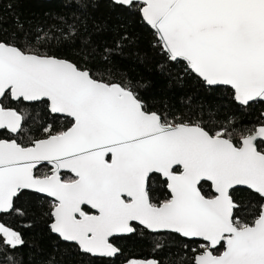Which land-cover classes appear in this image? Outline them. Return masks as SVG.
<instances>
[{"label":"snow or ice","instance_id":"snow-or-ice-1","mask_svg":"<svg viewBox=\"0 0 264 264\" xmlns=\"http://www.w3.org/2000/svg\"><path fill=\"white\" fill-rule=\"evenodd\" d=\"M112 3L137 9L166 59L184 62L202 86L231 89L241 106L264 101V0ZM60 22L29 32L17 18L22 34L0 38V129L24 131L28 114L10 102L71 120L62 131L44 125L45 137L28 144L0 139V213L23 215L16 201L31 191L52 198L50 211L41 206L51 232L92 256L115 258L122 252L116 240L148 230L183 238L188 264H264V121L244 128L169 121L111 67L91 69L45 51L77 33L76 23ZM131 42L119 32L105 62ZM45 162L51 171L41 174ZM64 170L74 176L64 179ZM160 179L170 198L157 202L152 182ZM241 189L255 203L239 201ZM0 241V264H15L7 250L23 246V237L0 222ZM198 241L199 249L188 248Z\"/></svg>","mask_w":264,"mask_h":264},{"label":"trees","instance_id":"trees-1","mask_svg":"<svg viewBox=\"0 0 264 264\" xmlns=\"http://www.w3.org/2000/svg\"><path fill=\"white\" fill-rule=\"evenodd\" d=\"M84 5L85 0H0V38L8 40L13 33L22 34L17 27V18L24 25V31L30 32L38 28H54L61 24L60 18L63 17L69 23L77 24V33L54 43L45 51L91 69L111 67L119 74V80L137 86L136 91L151 110L163 114L169 121L199 122L209 127L232 121L238 128L258 126L260 121H264V103L240 106L232 99L231 89L210 90L202 86L197 76L186 73L184 62L168 61L155 32L142 21L137 9H122L109 0H87V6ZM124 31L132 42L110 55L106 63L104 49L114 48L119 32ZM7 106L17 107L28 114L24 131L15 138L20 143L28 144L31 139L44 138V125L54 131L71 126L69 118L51 113L43 115V108L39 105L33 108L10 102ZM36 113H41L39 119ZM11 138L6 131L0 132V139ZM39 172L43 174V169L40 168ZM152 189L157 202L170 198L161 179L153 180ZM203 190L207 193L212 191L208 183L204 184ZM254 197L255 194L246 189L237 193L239 201L255 203ZM51 202L40 195L24 192L16 201L23 215L9 213L0 216V222L19 232L25 241L14 252L7 250L15 257V264H49V261L53 264H128L133 259L150 258L160 261V264H188L192 255L182 246L181 237L155 235L142 230L116 240L122 252L114 260L92 258L52 234L51 218L41 214V206L47 213ZM157 244L161 246L157 247ZM201 244L190 242L188 248L199 249ZM222 251L223 247L216 250V254Z\"/></svg>","mask_w":264,"mask_h":264},{"label":"water","instance_id":"water-1","mask_svg":"<svg viewBox=\"0 0 264 264\" xmlns=\"http://www.w3.org/2000/svg\"><path fill=\"white\" fill-rule=\"evenodd\" d=\"M42 1H52V0H42ZM109 1H111L112 2V0H109ZM150 27V26H149ZM151 28V27H150ZM153 30V29H152ZM154 31V30H153ZM195 75V74H194ZM196 76V75H195ZM222 88H224V87H222ZM257 102H262V103H264V101H257ZM26 104H28V102H25ZM255 103V102H254ZM237 104L239 105V103L237 102ZM252 104V103H251ZM241 106V105H240ZM243 107H247V106H243ZM52 115H54V116H59V117H64V118H66L65 117V115L64 114H52ZM70 119V118H69ZM0 131H4L3 129H0ZM7 131V130H6ZM9 133H11L10 131H8ZM11 134H13V135H17V133H11ZM42 166H49L50 168H51V166L50 165H48L46 162H45V164L44 165H42ZM42 166H39V168L40 167H42ZM63 173H67V174H71L72 176H74V174H72V173H70V172H67L66 170H64V171H62V174ZM163 180V179H162ZM209 184V183H208ZM168 190V189H167ZM25 192H29V193H34V192H31V191H25ZM169 192V191H168ZM170 193V192H169ZM34 194H37V195H40V196H43V197H46V198H48V199H50V200H52V198L51 197H47L45 194H39V193H34ZM7 214H9V213H7ZM1 215H5V214H3V213H0V216ZM148 231V230H147ZM148 232H150V231H148ZM151 233V232H150ZM52 234L53 235H55V236H57L58 238H60L59 236H58V234H55V233H53L52 232ZM153 234H159V233H153ZM124 236H131V235H124ZM123 237V236H122ZM61 239V238H60ZM62 240V239H61ZM63 241V240H62ZM64 243H68V244H73V245H75L74 243H71V242H66V241H63ZM202 242V241H201ZM220 246H218L217 247V249L219 248ZM80 252L81 253H83L81 250H80ZM83 254H86V253H83ZM87 255H90V254H87ZM92 256V255H91ZM119 256V255H118ZM93 258H103V257H96V256H92ZM116 258V257H115ZM115 258H105V259H112V260H114Z\"/></svg>","mask_w":264,"mask_h":264},{"label":"flooded vegetation","instance_id":"flooded-vegetation-1","mask_svg":"<svg viewBox=\"0 0 264 264\" xmlns=\"http://www.w3.org/2000/svg\"><path fill=\"white\" fill-rule=\"evenodd\" d=\"M256 103V102H255ZM262 103V102H261ZM24 104H26V103H24ZM27 106L28 105H30V104H26ZM4 131H6V130H4ZM4 131H0V132H4ZM8 134H10L11 135V139H15L19 134H17V135H13V134H11V133H9L8 131H6ZM40 168H42L43 169V173H49L50 171H51V168L49 167V166H42V167H40ZM39 168V169H40ZM62 177L64 178V179H70V178H72V175L71 174H67V173H63L62 174ZM162 180V179H161ZM163 181V180H162ZM34 194V193H33ZM169 195H170V193H169ZM43 197V196H42ZM44 198H46V197H44ZM48 199V198H47ZM50 200V199H49ZM52 201V200H51ZM147 231V230H146ZM148 232V231H147ZM150 233V232H149ZM151 234H153V233H151ZM162 234H167V233H159V234H155V235H162ZM174 235H176V234H174ZM132 236V235H131ZM178 236V235H177ZM123 237H130V236H123ZM123 237H120V238H123ZM60 239V238H59ZM183 239V238H182ZM61 240V239H60ZM62 241V240H61ZM63 242V241H62ZM198 242H201V241H198ZM203 243V242H202ZM68 244V243H67ZM70 245H73V244H70ZM78 249H79V247L77 246V245H75ZM221 247H223V246H220L219 248H221ZM218 248V249H219ZM217 249V250H218ZM79 251H80V249H79ZM83 254V253H82ZM85 255H87V254H85ZM88 256H90V257H92L91 255H88ZM118 257V256H117ZM93 258V257H92ZM96 259H105V258H96ZM150 259H153V258H150ZM108 260H112V259H108ZM143 260H145V259H143Z\"/></svg>","mask_w":264,"mask_h":264}]
</instances>
